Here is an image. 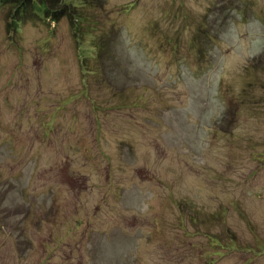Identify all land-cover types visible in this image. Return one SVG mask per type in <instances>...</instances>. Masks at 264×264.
Masks as SVG:
<instances>
[{"label":"rangeland","instance_id":"1","mask_svg":"<svg viewBox=\"0 0 264 264\" xmlns=\"http://www.w3.org/2000/svg\"><path fill=\"white\" fill-rule=\"evenodd\" d=\"M49 1L0 7V264H264V0Z\"/></svg>","mask_w":264,"mask_h":264},{"label":"trees","instance_id":"2","mask_svg":"<svg viewBox=\"0 0 264 264\" xmlns=\"http://www.w3.org/2000/svg\"><path fill=\"white\" fill-rule=\"evenodd\" d=\"M8 3L11 4V6H12L11 9L15 8V11L13 12V17L17 16V15H22V14L24 15L31 8L34 10V12L36 13V15L38 17H41L43 19L50 17L51 20L56 21V20H59L61 12L64 10L63 7H61L60 9L53 8L52 7L53 3H51L49 0H29V2H27V0H0V7L1 8L7 7L9 5ZM75 14H77V13L70 12L68 14L71 16L70 20H72V23L75 22L76 18L79 19L78 16H80L81 13L77 14L78 16H75ZM260 19H261L260 20L261 24L264 25V15L260 16ZM107 43H110V41L102 40L101 44L103 46V50H105ZM106 49H107V47H106ZM208 236L211 238L210 244L213 245L214 247H216V254H218L219 257L224 256V254H225L224 250H237L238 249L237 247L231 246V244H229V243L228 244L222 243L220 238H215L211 235H208ZM189 237H190V235H189ZM244 250H245V248H244ZM247 251L250 253L252 252V255L260 254L258 247H252L251 246L247 249ZM214 263H215V261L210 262V264H214Z\"/></svg>","mask_w":264,"mask_h":264}]
</instances>
